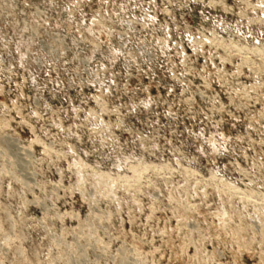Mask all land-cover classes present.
<instances>
[{
	"label": "rangeland",
	"instance_id": "rangeland-1",
	"mask_svg": "<svg viewBox=\"0 0 264 264\" xmlns=\"http://www.w3.org/2000/svg\"><path fill=\"white\" fill-rule=\"evenodd\" d=\"M0 264H264V0H0Z\"/></svg>",
	"mask_w": 264,
	"mask_h": 264
}]
</instances>
